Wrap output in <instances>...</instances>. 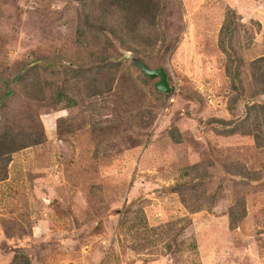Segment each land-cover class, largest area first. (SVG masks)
Here are the masks:
<instances>
[{
  "label": "rangeland",
  "instance_id": "obj_1",
  "mask_svg": "<svg viewBox=\"0 0 264 264\" xmlns=\"http://www.w3.org/2000/svg\"><path fill=\"white\" fill-rule=\"evenodd\" d=\"M86 1L0 0V264H264V0Z\"/></svg>",
  "mask_w": 264,
  "mask_h": 264
},
{
  "label": "trees",
  "instance_id": "obj_2",
  "mask_svg": "<svg viewBox=\"0 0 264 264\" xmlns=\"http://www.w3.org/2000/svg\"><path fill=\"white\" fill-rule=\"evenodd\" d=\"M82 2V5L84 8L87 6L86 0H80ZM88 10L84 15H82L83 22L85 25L89 26L90 28H93L94 26L98 25L97 28L99 31L106 30V25L102 24L103 21H105V16L113 11H117L121 15L125 17V15L128 17L131 15L136 9L140 10H148V7L151 6L155 8L157 11H160V9L157 8V4L153 2V0H145V3H143V0H90V4L88 5ZM149 14H154L152 11H149ZM135 15H139L140 17H143L145 13L142 12H135ZM147 15V14H146ZM148 16V15H147ZM149 17V16H148ZM148 21H152L151 18H146ZM109 30L114 32L115 29L112 27H109ZM146 43V42H145ZM168 46H166L167 48ZM134 51V50H133ZM134 52H137L134 51ZM256 60L258 62V66L256 71L253 73L255 81H257L256 84V94H263L264 95V65L259 67L262 63H264V56H261ZM262 62V63H261ZM234 79H236V74H233ZM21 76L18 77V81L20 80ZM0 81L3 84V91L0 93V99H7L13 92L10 82L8 78H0ZM252 113L255 114L258 117L259 115L264 116V104L263 103H257V104H250L246 106V116L249 117ZM264 120V118H263ZM4 130H1L0 132V158L1 155H5L4 157H7L10 152H13L19 148H22L23 144H20L16 142L15 136L12 133H4ZM11 136V137H10ZM255 138L259 139L260 134L256 133ZM40 138L32 139L31 143L35 144L38 143ZM4 159V158H3ZM2 160V159H1Z\"/></svg>",
  "mask_w": 264,
  "mask_h": 264
},
{
  "label": "water",
  "instance_id": "obj_3",
  "mask_svg": "<svg viewBox=\"0 0 264 264\" xmlns=\"http://www.w3.org/2000/svg\"><path fill=\"white\" fill-rule=\"evenodd\" d=\"M128 56L131 62L137 66L146 76L150 78H158L155 82V88L159 92L169 93L172 88L169 85L167 72L163 66L154 68L149 67L135 52L129 51Z\"/></svg>",
  "mask_w": 264,
  "mask_h": 264
}]
</instances>
